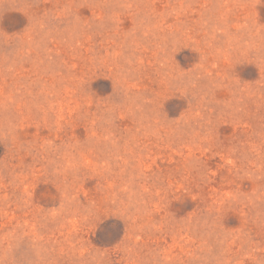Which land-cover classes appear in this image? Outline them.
I'll return each mask as SVG.
<instances>
[{
	"label": "rangeland",
	"instance_id": "1",
	"mask_svg": "<svg viewBox=\"0 0 264 264\" xmlns=\"http://www.w3.org/2000/svg\"><path fill=\"white\" fill-rule=\"evenodd\" d=\"M0 264H264V0H0Z\"/></svg>",
	"mask_w": 264,
	"mask_h": 264
}]
</instances>
